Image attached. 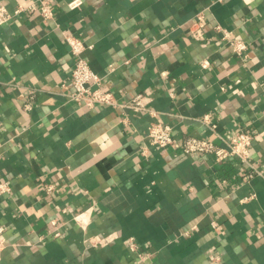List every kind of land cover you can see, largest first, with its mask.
<instances>
[{"label":"crops","instance_id":"0c3cea01","mask_svg":"<svg viewBox=\"0 0 264 264\" xmlns=\"http://www.w3.org/2000/svg\"><path fill=\"white\" fill-rule=\"evenodd\" d=\"M0 1V264H264V171L182 148L249 131L264 170V0H48L52 19L42 0ZM67 35L114 105L70 99ZM153 122L178 145L151 144Z\"/></svg>","mask_w":264,"mask_h":264},{"label":"built area","instance_id":"2783aa9c","mask_svg":"<svg viewBox=\"0 0 264 264\" xmlns=\"http://www.w3.org/2000/svg\"><path fill=\"white\" fill-rule=\"evenodd\" d=\"M82 0H72L69 3L71 8L81 5ZM40 11L47 19L54 17V9L48 0H42L40 4ZM25 7L19 6L15 13H20ZM11 18V13L7 7L0 1V25ZM205 20L202 12L198 13V19L194 23L192 34L196 38H203L204 36ZM67 41L74 54L78 56L75 66L72 71V84L74 90L69 94L70 99L75 101L78 105L87 108H93L99 103L111 104L116 103L111 92L106 91L101 86V76L94 72L87 59L82 57V52L85 49V43L77 36L67 35ZM230 48L239 54H242L247 49V42L243 39L232 38L227 34L223 37ZM204 66L207 61H204ZM148 101L146 96L139 93L134 96L127 105L134 111H141L146 109ZM203 121L210 127L217 135V123L211 120L210 115H204ZM147 138L151 144L165 147L168 145H178L174 136L173 126L161 122H153L149 125L147 130ZM225 145H219L211 138H204L198 136L187 137L182 148L187 154L192 153H206L213 155L218 161H223L229 158H235L243 163L249 165V173L247 177H252L256 173H263L264 170L256 167L250 161L251 146L253 143V134L249 131H238L231 137H224ZM51 188V187H50ZM11 191V187L6 182H0V193ZM55 223V221H54ZM3 227H0V247L2 245L1 234ZM59 231L55 232L58 236ZM134 245V242H133Z\"/></svg>","mask_w":264,"mask_h":264}]
</instances>
